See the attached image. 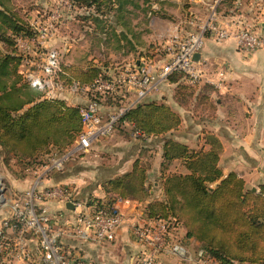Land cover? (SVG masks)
Returning <instances> with one entry per match:
<instances>
[{
    "label": "crops",
    "instance_id": "0c3cea01",
    "mask_svg": "<svg viewBox=\"0 0 264 264\" xmlns=\"http://www.w3.org/2000/svg\"><path fill=\"white\" fill-rule=\"evenodd\" d=\"M188 1L189 4L186 0H152L148 10L140 1L137 9L129 6L121 14L113 10L105 16L109 20L108 32L96 30V35L92 34L97 39L93 41L94 47L100 53L98 58L92 56L89 60L105 67L111 74L120 72L118 63L129 66L149 62L160 67L164 62L158 59L157 40L158 43L164 40L160 38L164 32L162 30L152 36L150 25L155 18L164 21L166 31L172 32L173 37L185 31L181 23L196 29L208 20V6L206 12L198 15L195 11L197 5ZM216 12L217 22L232 31V36L218 41L207 33L200 57L196 60L201 71L198 85L192 86L186 79L171 82L169 78L144 99L165 103L178 113L182 121L177 129L160 136L138 138L133 134L132 125L125 123L112 135L94 142L88 152L68 160L62 170H46L42 166L34 171L35 177L15 180L9 189L12 197L17 194L15 201L21 200L38 178L43 179L48 187L69 190V198H51L46 203L53 219L65 232L61 242L70 256H81L92 264H137L142 244L134 237L132 226L150 222L145 219L144 209L148 203L165 198V175L187 172L181 159H174L169 168L162 170L166 139L173 138L190 148L199 149L208 148L205 136L214 134L221 143L219 166L224 175L236 172L251 187L264 183V50L244 52L234 36L239 20L258 31L264 28V0H236L235 4ZM32 51L37 55L36 48ZM62 61L66 65L80 66L89 62L86 60L81 65ZM29 68L38 69L34 58L30 60ZM205 84L213 90L205 92L202 89ZM182 86L189 89L181 90ZM64 92L60 97L72 105H83L89 98L85 93L76 94L69 88ZM131 93L129 96L133 95ZM136 160L147 166L148 195L144 199L136 198V195L115 198L113 202H117L123 213V225L116 239L98 242L72 235L79 213L91 212L93 207L89 204L92 200L111 196L107 191L109 183L132 172ZM68 201L80 204L76 203L74 209H69L66 206ZM2 218L0 215V221ZM186 232L185 228L179 227L169 234L172 241L166 242L165 250L155 264H211L198 261L200 242L186 236ZM27 242L25 254L19 251L0 254V264H49L37 238L29 236ZM176 245L182 247L184 254L176 251Z\"/></svg>",
    "mask_w": 264,
    "mask_h": 264
},
{
    "label": "trees",
    "instance_id": "16d2710c",
    "mask_svg": "<svg viewBox=\"0 0 264 264\" xmlns=\"http://www.w3.org/2000/svg\"><path fill=\"white\" fill-rule=\"evenodd\" d=\"M69 1L74 11L80 12L78 18L87 22L89 33L94 35L96 30L108 32L109 20L105 16L113 10L121 14L129 6L137 9L140 1L148 10L152 3V0ZM235 2L224 0L216 10ZM35 36L37 30L30 20L0 0V146L5 152V162L15 161V174L20 177L43 166L53 154L66 151L82 130L81 105L69 104L64 98L47 97L42 90L31 86L21 72L23 54L18 40ZM114 75L93 61L80 66L66 65L61 60L54 77L66 86L78 81L90 87L89 98L97 99L103 105L104 114H108L127 101L128 90L121 87L101 91L91 86L98 79ZM185 79L182 72L170 76L171 82ZM188 86L180 89L192 87ZM202 89L213 90L208 84ZM181 121V116L169 105L144 100L123 114L115 131L128 122L138 138H148L177 129ZM205 142L208 148L195 149L173 138L165 140L162 170L169 168L174 159H181L187 172L164 176L165 198L146 205L145 219L167 221L169 243V234L183 220L186 236L198 240L205 256L218 264H264V183L259 185V190H253L238 173L224 175L219 166V139L207 133ZM146 169L145 164L136 160L132 172L109 183L107 191L111 196L104 200L96 198L89 205L98 210L116 197L146 198Z\"/></svg>",
    "mask_w": 264,
    "mask_h": 264
},
{
    "label": "built area",
    "instance_id": "2783aa9c",
    "mask_svg": "<svg viewBox=\"0 0 264 264\" xmlns=\"http://www.w3.org/2000/svg\"><path fill=\"white\" fill-rule=\"evenodd\" d=\"M191 1L208 6L209 17L206 23L188 32L184 39L179 40L180 37L174 36L177 41L174 45L167 47L166 61L160 67H156L149 62L144 65H133V67L125 68V70L111 78L96 80L91 86L93 90L112 91L126 87L128 92H133V95L126 97V102L108 114H104L103 105L97 99L88 98V101L81 105L80 108L82 130L79 136L66 151L60 154H53L48 159L43 165L46 170H62L68 160L88 152L97 140L112 135L123 114L136 104L144 101L151 92L167 82L174 72L184 73L190 84L199 83L201 71L197 67V61L194 56L203 49L205 36L209 33L216 40L221 41L232 36V31L217 22V5L224 0H212L211 2H207V0ZM65 5L68 9H73V5L69 0H66ZM34 27L37 29V36L18 40L20 52L23 54V63L27 65H30V54L33 48L43 47L51 32V24L49 28L38 25ZM234 36L237 39L239 48L244 52L253 53L257 50H264V28L258 31L252 25L239 20L236 24ZM37 44L40 46H36ZM61 60V54L56 48H50L45 53L44 50L39 51L35 60L38 69H30L26 73V78L31 86L41 90L47 87L65 89L63 83L56 81L54 77L56 71L59 70ZM69 90L74 93H85L91 89L81 85L79 82H73ZM133 134L137 135L134 132ZM1 192L0 184V202L4 200L2 197H5V193L2 192L1 194ZM63 197H70L69 190L61 187H48L44 184L43 179L38 178L25 192L23 198L15 201V215L41 235L44 258L49 264H92L81 256H70L58 243L56 234L59 231L64 234L65 232L61 228L62 226H59L52 219L53 216L46 201L51 198ZM73 203L75 205L77 202L74 201ZM79 204L77 203V205ZM122 225L123 213L117 202H112L98 210L80 212L76 217L72 235L81 240L113 242ZM132 232L136 240L142 244L137 264H155L160 254L165 250L169 223L163 220H155L148 223L139 222L132 226ZM15 243L17 245L18 240H15ZM12 246L11 240H8L0 229V254L12 251L10 249ZM176 247L179 246L176 245ZM17 251L25 254V250L19 249ZM197 259L200 262L217 264L215 260L207 258L203 250L197 253Z\"/></svg>",
    "mask_w": 264,
    "mask_h": 264
},
{
    "label": "rangeland",
    "instance_id": "374dc122",
    "mask_svg": "<svg viewBox=\"0 0 264 264\" xmlns=\"http://www.w3.org/2000/svg\"><path fill=\"white\" fill-rule=\"evenodd\" d=\"M3 1H5L6 4H8V6L17 9L23 16L27 17L33 26H37V25L47 26L49 28V25L51 24V32L49 33L44 46L41 44L43 47H38V49L36 48L37 54L39 53V51L42 50H44L45 53L46 50L50 48H56L57 50H59L62 60H67L69 62L81 64V65H83L86 62V60L90 62L89 59L92 58V56H95L94 58H98L97 56H99L100 52L95 49L93 42V41H97V39L94 38L91 33H89V28L86 25L87 22H85V20L83 19L78 18L77 14H80V12L78 10L74 11V9H68L66 7L65 5L66 0H3ZM186 1L187 4H189V1L188 0ZM195 5H197L195 6L196 7L195 11L197 12L198 15H200V12L202 14L203 12H206L207 9L206 4L195 3ZM82 10L84 11V9ZM181 24L186 32H190L195 29L194 27L190 29L189 24L188 27H186L184 23ZM165 25L166 24L164 23L163 20H161V18H155L150 25V28L152 29L151 31L153 32L152 36L155 35V33L158 34L162 30L164 32L163 37H160L161 39L163 38L164 40H162L161 43H158L159 41L157 40V44L159 48L158 59L162 60L163 62H165L166 60L167 47L170 45H174L177 41V38L171 35L172 32L166 31ZM184 32H182V35L180 34L176 35L180 37L179 40L184 39L186 37L187 33ZM148 38L152 40L151 36H149ZM36 46H40V45L37 44ZM35 54L34 51H31L30 58L31 59L34 58L36 60L37 55ZM118 65L119 66L117 67L121 72L122 70H125V68L127 67H133L134 64L126 66L124 63H118ZM30 69L32 68H29V65L27 64L22 63L20 66V70L22 73H24L25 76ZM72 84L73 82L68 86L64 84L63 85L65 86V88L70 89V86ZM42 91L48 97L61 98L60 97L61 93L64 92L65 89L63 88L61 90L58 89L57 87L56 88L47 87L44 90L42 89ZM83 93H78V94H83ZM85 94L89 97L87 92H85ZM56 154H60V153H56ZM41 167L42 166L38 168ZM15 168L16 166L14 160H10L9 164L5 162V152L2 151L0 146V184H1L2 192L4 193L6 192V194L3 193L5 197H2V199L4 200L0 202V215H2L3 217L2 220L0 221V227H1L0 229L4 232L8 240L9 239L11 240L13 246L10 249H12V251H17L19 249L27 250L28 249L27 238L29 236H34L37 238L40 248L42 250L41 235L36 230L31 228L30 225L26 224L25 221H23L17 215H15V197H17V194L15 195L13 194L14 197H12V193L10 194L9 191V189L13 187L15 180L21 181L24 180V178H28L31 176L35 177L36 174L34 173V171H30L29 175L25 177L22 176L20 177L15 174ZM45 176H47V174ZM253 190H259V185L257 187L255 186V189ZM184 218L186 219L187 217L184 216ZM182 222L183 220L179 221V226L180 228H185V225H183ZM185 229L187 231V228ZM65 236L66 235L62 231H59L56 234L58 243L62 248H63L62 246L63 243L61 242V240ZM15 240H18L17 245L15 243ZM63 250L65 249L63 248Z\"/></svg>",
    "mask_w": 264,
    "mask_h": 264
},
{
    "label": "water",
    "instance_id": "95a60500",
    "mask_svg": "<svg viewBox=\"0 0 264 264\" xmlns=\"http://www.w3.org/2000/svg\"><path fill=\"white\" fill-rule=\"evenodd\" d=\"M194 57H195V60L199 59L200 53L195 54ZM253 189H255V187H253ZM66 206L69 209H74L75 208V205H74V203L72 201H68L67 204H66ZM176 251L179 252L180 254H183L184 253L182 247H180V246L179 247H176Z\"/></svg>",
    "mask_w": 264,
    "mask_h": 264
}]
</instances>
